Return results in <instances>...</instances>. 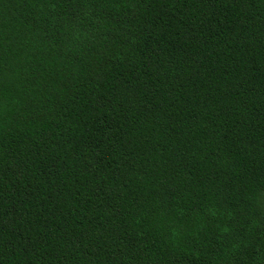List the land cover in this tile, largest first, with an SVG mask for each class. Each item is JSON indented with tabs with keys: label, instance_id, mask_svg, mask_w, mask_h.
Returning a JSON list of instances; mask_svg holds the SVG:
<instances>
[{
	"label": "trees",
	"instance_id": "1",
	"mask_svg": "<svg viewBox=\"0 0 264 264\" xmlns=\"http://www.w3.org/2000/svg\"><path fill=\"white\" fill-rule=\"evenodd\" d=\"M0 264H264V0H0Z\"/></svg>",
	"mask_w": 264,
	"mask_h": 264
}]
</instances>
